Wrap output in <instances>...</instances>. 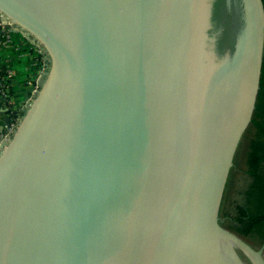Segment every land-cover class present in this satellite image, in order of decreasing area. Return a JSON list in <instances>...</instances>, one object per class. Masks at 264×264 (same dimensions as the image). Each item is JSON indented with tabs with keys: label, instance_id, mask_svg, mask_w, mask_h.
<instances>
[{
	"label": "water",
	"instance_id": "1",
	"mask_svg": "<svg viewBox=\"0 0 264 264\" xmlns=\"http://www.w3.org/2000/svg\"><path fill=\"white\" fill-rule=\"evenodd\" d=\"M0 19L48 62L0 147V264H264L221 222L251 184L262 0H0Z\"/></svg>",
	"mask_w": 264,
	"mask_h": 264
},
{
	"label": "trees",
	"instance_id": "2",
	"mask_svg": "<svg viewBox=\"0 0 264 264\" xmlns=\"http://www.w3.org/2000/svg\"><path fill=\"white\" fill-rule=\"evenodd\" d=\"M262 3L264 7V0ZM249 130L254 131L246 155L247 173L251 184L245 193V205L238 207L232 221L225 222L224 225L242 238L256 235L261 245L264 241V56L260 88ZM244 137L247 140V137Z\"/></svg>",
	"mask_w": 264,
	"mask_h": 264
},
{
	"label": "crops",
	"instance_id": "3",
	"mask_svg": "<svg viewBox=\"0 0 264 264\" xmlns=\"http://www.w3.org/2000/svg\"><path fill=\"white\" fill-rule=\"evenodd\" d=\"M36 49L33 45L25 40L18 32L13 35L12 42L0 48V65L6 70L12 72L10 88L13 93L11 104L19 103L26 99V93L33 90L34 84L37 82L36 67ZM15 109V110H16ZM12 112L15 110L12 109ZM19 110V109H17ZM8 110L0 111V134L8 118Z\"/></svg>",
	"mask_w": 264,
	"mask_h": 264
},
{
	"label": "built area",
	"instance_id": "4",
	"mask_svg": "<svg viewBox=\"0 0 264 264\" xmlns=\"http://www.w3.org/2000/svg\"><path fill=\"white\" fill-rule=\"evenodd\" d=\"M18 33V31L12 27L9 23L5 24L0 19V48L12 42V37L14 34ZM35 63H37L39 67V74H45L47 72V59L46 56L42 53H38L36 55ZM12 79V72L8 69L4 70L0 65V111L3 109L8 110V118L3 127V130L0 134V147L1 144L8 141L16 130L18 123L21 119L20 111H16V113L12 112L9 104L10 100V83ZM38 85H34L32 92L37 91Z\"/></svg>",
	"mask_w": 264,
	"mask_h": 264
},
{
	"label": "flooded vegetation",
	"instance_id": "5",
	"mask_svg": "<svg viewBox=\"0 0 264 264\" xmlns=\"http://www.w3.org/2000/svg\"><path fill=\"white\" fill-rule=\"evenodd\" d=\"M16 108H14V110H15ZM20 110V109H19ZM18 110V111H19ZM17 111V109L14 111V112H16ZM230 221H232V216L230 215V214H227V213H222V216H221V222H222V224H223V226H225L224 224H225V222H230ZM226 225H227V223H226ZM226 228H227V226H225ZM228 230H229V228H227ZM261 246V245H260ZM260 246H259V248H260ZM255 249H257L258 247H255V246H253Z\"/></svg>",
	"mask_w": 264,
	"mask_h": 264
}]
</instances>
